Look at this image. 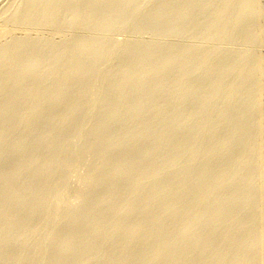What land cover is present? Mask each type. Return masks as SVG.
Masks as SVG:
<instances>
[{"label": "rangeland", "instance_id": "1", "mask_svg": "<svg viewBox=\"0 0 264 264\" xmlns=\"http://www.w3.org/2000/svg\"><path fill=\"white\" fill-rule=\"evenodd\" d=\"M48 1L0 0V36H2L0 37V62L4 60L3 62H1L2 64L0 63V108L2 109H0V135L2 134V140L0 139V171L12 168V166L21 158L24 160L25 164H28L32 156H37L39 157V160L44 163L45 161H47V158L52 159L56 155L55 159L57 157L58 158L56 160L52 159L54 160V164H56V161H60L61 163H67L69 160H71L68 162L69 164L67 163L68 167L66 166V168L63 169L65 170L64 172L62 169H56V172L59 171V174H56L58 176L60 175V177H63L60 181L61 184H59L63 185L62 183L64 179V182L67 186H59L58 184L56 185V187H54V193L52 189V191L50 192L51 194L48 193V195H43V198H45L46 201H49V206L47 205L44 209H41V213H38L37 215L39 219H37L36 217L33 220L34 222L31 223L33 224V227L36 226V228L39 227V225H42L40 231L44 230V232L39 231V233L33 235H36L35 237L29 235L28 237L26 234L25 236L22 234L25 230V226L27 225H25L24 227L23 224L16 226L17 228L12 231L13 233H10V237H13L15 241V247L14 250H12L13 254H10L11 256L7 254L6 256L5 254H0V264L2 262L9 261L13 255L19 252L20 248H25L27 245L28 247L26 248H29L30 246L33 247L34 244H37V242L39 244L38 246H41L43 250L46 249L45 247L48 246L45 250L46 253L44 254V251L42 250L43 253L42 251L39 252V254L37 253L36 255H34L33 258H31L28 263L47 264L49 262L50 250L60 244V242H63L62 239H59V236L61 237L62 231H64L65 228L67 229L68 217H70L72 213L75 212L77 209L83 210V208H86L88 206V203L86 202H89V199L91 198L84 195H80V192L84 190V193L86 194L88 191L96 187L95 182L87 184L84 183L85 174L88 173V170L95 163V160L97 159L95 157H97L98 153H100L101 150H107V147H109V145L114 144L115 142L117 144V142L120 141H122L120 143H123L124 146L120 144L115 148L116 150H108L109 161L111 163H114L118 161V159L122 156L127 157L128 160L131 161L132 165V169L129 172L130 178L138 175L141 172L140 169L142 168V165L144 166L145 171L148 169L150 171L148 170V172H144L145 178L143 183L139 185L140 187L138 185L128 184L127 178L122 179L121 183L119 184L121 185L123 182L122 186H124L125 190L128 191V193H130L133 188L134 192L132 190V194L126 193L124 195L117 196L114 198L113 202L107 203L98 208L97 214L99 213L98 216H100V218H103V216H106L108 214L107 212H109L112 204H120L123 201H127L128 204L129 201L130 203L135 204V208L132 209L130 212H127V210H120L119 212L112 215L113 217L110 216L106 218L104 224H102V228L104 230H102L103 232L107 233L110 229L109 227H111L113 223L120 219L123 221L125 216L128 217L129 220L133 219L132 221H135L136 219H138V217H142L143 215H149L148 210H144L139 206V203L142 198V196L140 195H143L142 193L144 191H148V189L157 190L158 188L160 189L163 184L166 185V183H171L175 187V189H180V193L176 190L178 194H176L175 197L171 198L172 202H174V204L178 206V208L177 210H175L177 213L175 212L174 214H172V216H167L168 218L166 217L167 219L165 220V222L168 223V225H166L167 228L164 229V232H161L162 234L159 233V236H162V239L160 238L161 240L172 238L176 242H187V240L190 239L189 235L179 234V231L181 230L179 224L180 222L184 221V216L188 213H192L193 210H197L198 212H200L201 209V212L205 213L206 211H208V215L205 218L206 223L207 220H209L216 214V210H218V207L220 206L221 208L223 207L222 209L226 213H224L223 216L220 217L221 220L219 219L221 227L219 226L217 229L215 228L216 231H211V233H207L206 236H209L211 234L216 237H222V234L224 233L223 230H225V228H233L232 230L228 231L227 235L225 236L228 242L227 240H225V246H220V249H223L222 247H225V253H230V250L233 253V247L235 245V242L233 241H244V245L247 246H243L244 248L241 247L242 250L244 249V252L240 257H238L239 259L241 258L240 260H242L241 262H243L241 264H246V262L247 264H264V247H262V245L264 246V213H262L264 211V193H262L264 192V5H262L264 4V0ZM28 27L30 29H28ZM66 27H68V29ZM5 32L7 35L3 34ZM72 50H74V52ZM38 52L40 56H38ZM74 54L76 56H73ZM40 66L41 68H39ZM57 70L58 72L56 73ZM124 73L127 74L125 75ZM10 74L11 76L9 77ZM12 74H14V76ZM55 76L59 78L57 79ZM38 86H40L41 88ZM42 86L44 87L42 88ZM4 89H6V91ZM15 93L16 95L13 96ZM41 93H43V95ZM50 94L52 95L49 96ZM61 95L63 98L61 97ZM34 105H36L37 107H34ZM40 105H42V108H39ZM25 108H29L28 111ZM56 114L58 117L56 116ZM255 116L257 118H255ZM32 119L34 122L32 121ZM40 124L42 126H40ZM76 125L77 127H75ZM69 131L71 132V134H69ZM33 132L35 133V135ZM16 134L18 137L16 136ZM146 134L148 136H146ZM127 140L128 142L126 144ZM66 141L67 143L65 144ZM4 142H6L7 144H4ZM36 142H38L37 146L36 144L34 146V143ZM1 143H3V145ZM18 147L20 150L18 149ZM62 147H64L65 150ZM8 152H10L11 155ZM70 154L73 157L69 156ZM61 155L65 157H62ZM239 158H241V161L239 160ZM1 159L3 160L1 161ZM165 159L168 161H166ZM167 162H170L171 165ZM192 163L196 166V168ZM40 165L36 166L37 169L41 168L42 165ZM201 168H208L207 170H209L211 174V177L208 176L205 177V179L203 177L199 179L200 181H203V184H201L202 182H199V180L197 181L198 174H200L202 170ZM216 169L219 171H217ZM80 171L81 174L83 173L82 175L80 174ZM158 171H160V173ZM28 172H30V174ZM34 172H36V168L34 169V171L24 170L23 176L25 177V179H31L33 177L32 174H34ZM65 173L67 176L65 175ZM217 173H222L223 177L220 176L219 179L216 178V175H218ZM156 174L159 176L158 178L156 177ZM195 175L196 178H194ZM228 175L230 176L228 177ZM147 178L153 180V184H151L149 182L150 180H148ZM214 178L216 179V181L218 180L222 183H220L222 188L216 189L209 195L204 194L206 197L205 200L208 199V202H206H212L210 206L207 205L205 201L202 204L196 203L189 197V192L186 188H178L180 187L179 181L185 182L186 180H188V182H186L191 183L189 184V190H193L199 188L200 185L208 184V182L213 184V181L215 180ZM65 180L69 182L67 183ZM145 180H147L146 183L148 182L146 185ZM253 181L255 183H253ZM126 182L127 184L125 185ZM194 182L199 183L196 185V183ZM11 184L13 188H17L19 187V184L21 186V180L15 179L12 181ZM38 184L42 185V182ZM38 184L35 186L39 188L40 186ZM7 187L8 186L5 181L1 182L0 193L4 192ZM138 188H140V191H137V194L136 190H138ZM259 188L262 190H260ZM182 189H185L186 192L182 193ZM105 190H107V185H102L100 187L101 193L99 196H101L105 192ZM67 193L68 195H66ZM55 194H57V197L55 196ZM37 197L38 196L33 197V199H39V197L41 198L42 195H39L38 198ZM50 197L53 201L50 200ZM59 197L61 199H65L60 200ZM0 198H2L0 199V202H2L3 197L1 195ZM209 198H211L212 200ZM169 200V197L156 198L153 204L158 206V204L162 205ZM62 201L63 203H61ZM237 201L239 202L237 203ZM214 202H216L217 204H214ZM27 205L29 206L30 202ZM55 208L58 211L54 210ZM48 210H50V212ZM189 210L190 212H188ZM56 211L59 214L62 213L60 214L61 216L58 213L55 216L54 213ZM226 211L231 212L229 214ZM104 212L106 213L104 214ZM7 214H9V212L6 213V216H8ZM64 214H66V217ZM136 214L138 216H136ZM40 215L44 216H42L44 220L40 219L42 218L40 217ZM189 215L191 214H188V216ZM54 216L56 218H54ZM189 217L194 216L191 215ZM38 220L41 222H39ZM46 221L48 222V224L46 223ZM32 224L30 225L32 226ZM62 224H64V226ZM236 224L239 226H242L243 224L245 225L240 228L239 226L237 227ZM172 225H174V227ZM178 225L180 228L179 230L175 228ZM52 226L54 228H52ZM78 226H80V230L86 229L88 227L87 225L81 222L77 224V230H79ZM89 226L91 227V225ZM47 230L48 233L46 232ZM172 230L174 231L172 232ZM175 230H177L178 235L176 234L177 232H175ZM102 231L99 234H92L93 237H90V239L93 238V240L91 239L92 241L98 243V246L97 248L90 247L88 249V252H86L88 257L86 259H89L88 261L92 259V262H88L86 260L83 264H110V260L105 254H107L109 252L108 250L112 248H110V244L107 241H109L110 238H112V240H119L121 238V233L117 231L113 235H111L112 237L110 236V238H108L109 236H107L106 233L105 235L107 237L104 236L102 234ZM1 233L0 236L3 235V232ZM142 234L143 233L137 234V237L135 236L132 240L134 250L128 252L126 255L123 254V257L127 261L133 262L137 259L136 254L141 253V251L138 250L141 248V246V250L143 251V253L149 252L154 249L161 241L158 240L159 236H156L157 239L155 237H152L149 239V241L147 240L146 242H144V234ZM48 235L51 236L49 237ZM55 235L58 238H56ZM180 236L186 237L184 238ZM47 237L51 239L50 242ZM52 238L54 239L52 240ZM103 239L105 242L102 241ZM156 240H158V242ZM101 244L107 247L105 248L104 246L103 248ZM92 249L94 250V254H96L95 256L94 254H90L92 253ZM198 249L199 248H197V250ZM76 251V249H74V251L72 252L69 251L67 253V257H65L68 258V256L70 257L71 255V257H74L78 253ZM189 252L190 250L188 248H186V250L184 251L185 254H188ZM97 256H101L102 258H98ZM104 256H106V259L104 258ZM93 258H95L96 260H93ZM207 259L209 262H211V264H228V261L226 260L228 259V257L220 258V252L217 251L209 255ZM32 260H35V262ZM163 261L165 262V260ZM18 263H16L15 261L11 262V264Z\"/></svg>", "mask_w": 264, "mask_h": 264}, {"label": "bare ground", "instance_id": "2", "mask_svg": "<svg viewBox=\"0 0 264 264\" xmlns=\"http://www.w3.org/2000/svg\"><path fill=\"white\" fill-rule=\"evenodd\" d=\"M48 1V0H47ZM53 1V0H52ZM56 1V0H55ZM79 1V0H78ZM137 1V0H136ZM250 1V0H249ZM43 2V1H42ZM54 2V1H53ZM52 2V3H53ZM59 2V1H58ZM69 2V1H68ZM87 2V1H86ZM143 2V1H142ZM185 2V1H184ZM230 2H232V1H230ZM244 2V1H243ZM248 2V1H247ZM260 2V1H259ZM48 3H49V1H48ZM154 3V2H153ZM173 3V2H172ZM200 3V2H199ZM238 3V2H237ZM59 4V3H58ZM148 4V3H147ZM228 4V3H227ZM260 4H262V3H260ZM259 4V5H260ZM48 5V4H47ZM61 5V4H60ZM87 5V4H86ZM242 5V4H241ZM262 5H264V4H262ZM30 6V5H29ZM34 6V5H33ZM53 6V5H52ZM57 6H59V5H57ZM109 6V5H108ZM202 6V5H201ZM12 7V6H11ZM73 7V6H72ZM95 7V6H94ZM112 7V6H111ZM129 7V6H128ZM167 7V6H166ZM204 7V6H203ZM260 7V6H259ZM4 8V7H3ZM54 8V7H53ZM65 8V7H64ZM63 8V9H64ZM228 8V7H227ZM232 8V7H231ZM236 8V7H235ZM245 8V7H244ZM262 8V7H261ZM49 9V8H48ZM110 9V8H109ZM109 9H107V10H109ZM138 9V8H137ZM144 9V8H143ZM160 9V8H159ZM168 9V8H167ZM171 9V8H170ZM208 9H209V7H208ZM233 9V8H232ZM237 9V8H236ZM62 10V9H61ZM66 10V9H65ZM88 10V9H87ZM112 10H115V9H112ZM163 10V9H162ZM197 10V9H196ZM212 10V9H211ZM60 11V10H59ZM67 11V10H66ZM70 11V10H69ZM170 11V10H169ZM175 11V10H174ZM182 11V10H181ZM261 11V10H260ZM56 12V11H55ZM207 12V11H206ZM224 12H225V10H224ZM237 12H238V10H237ZM246 12V11H245ZM252 12V11H251ZM11 13V12H10ZM43 13V12H42ZM53 13H54V11H53ZM72 13H73V11H72ZM121 13V12H120ZM139 13V12H138ZM154 13V12H153ZM194 13V12H193ZM82 14V13H81ZM97 14V13H96ZM123 14V13H122ZM131 14V13H130ZM152 14V13H151ZM184 14V13H183ZM213 14V13H212ZM237 14V13H236ZM244 14H246V13H244ZM3 15V14H2ZM8 15V14H7ZM6 15V16H7ZM9 15H12V14H9ZM51 15V14H50ZM54 15V14H53ZM59 15V14H58ZM72 15V14H71ZM101 15V14H100ZM125 15V14H124ZM256 15V14H255ZM188 16H190V15H188ZM194 16V15H193ZM213 16V15H212ZM257 16V15H256ZM262 16V15H261ZM42 17V16H41ZM58 17V16H57ZM61 17V16H60ZM159 17V16H158ZM203 17H204V15H203ZM108 18V17H107ZM120 18V17H119ZM231 18V17H230ZM243 18V17H242ZM259 18V17H258ZM7 19V18H6ZM13 19V18H12ZM36 19V18H35ZM61 19V18H60ZM66 19V18H65ZM153 19V18H152ZM205 19V18H204ZM238 19H239V17H238ZM37 20H38V18H37ZM37 20H35V21H37ZM56 20V19H55ZM67 20V19H66ZM69 20V19H68ZM170 20V19H169ZM243 20V19H242ZM254 20V19H253ZM261 20V19H260ZM11 21V20H10ZM57 21V20H56ZM70 21V20H69ZM72 21V20H71ZM78 21V20H77ZM76 21V22H77ZM97 21V20H96ZM126 21V20H125ZM149 21V20H148ZM13 22V21H12ZM73 22V21H72ZM113 22V21H112ZM123 22V21H122ZM155 22H156V20H155ZM5 23V22H4ZM22 23V22H21ZM20 23V24H21ZM24 23H26V22H24ZM41 23V22H40ZM106 23V22H105ZM251 23V22H250ZM9 24V23H8ZM11 24H13V23H11ZM57 24V23H56ZM67 24V23H66ZM98 24V23H97ZM110 24V23H109ZM132 24V23H131ZM167 24V23H166ZM6 25V24H5ZM76 25V24H75ZM82 25V24H81ZM227 25V24H226ZM241 25V24H240ZM247 25V24H246ZM20 26V25H19ZM37 26V25H36ZM39 26H40V24H39ZM63 26V25H62ZM208 26V25H207ZM248 26V25H247ZM30 27V26H29ZM28 27V29H30ZM21 28V27H20ZM39 28V27H38ZM67 29H68V27H66ZM75 28V27H74ZM242 28V27H241ZM2 29V28H1ZM17 29V28H16ZM98 29V28H97ZM146 29V28H145ZM198 29V28H197ZM203 29H205V28H203ZM226 29V28H225ZM4 30V29H3ZM43 30V29H42ZM77 30V29H76ZM79 30V29H78ZM115 30V29H114ZM118 30V29H117ZM176 30V29H175ZM202 30V29H201ZM214 30V29H213ZM236 30V29H235ZM241 30V29H240ZM259 30V29H258ZM264 30V29H263ZM21 31V30H20ZM46 31V30H45ZM57 31V30H56ZM62 31V30H61ZM68 31V30H67ZM94 31V30H93ZM150 31V30H149ZM183 31V30H182ZM186 31V30H185ZM12 32V31H11ZM119 32V31H118ZM175 32V31H174ZM2 33V32H1ZM14 33V32H13ZM92 33V32H91ZM3 34H6V32L5 33H3ZM51 34V33H50ZM49 34V35H50ZM84 34V33H83ZM94 34V33H93ZM148 34V33H147ZM174 34V33H173ZM261 34V33H260ZM7 35V34H6ZM19 35V34H18ZM48 35V36H49ZM170 35V34H169ZM202 35V34H201ZM204 35V34H203ZM13 36V35H12ZM111 36V35H110ZM150 36H151V34H150ZM0 37H2V36H0ZM45 37V36H44ZM128 37V36H127ZM167 37V36H166ZM185 37V36H184ZM80 38V37H79ZM109 38V37H108ZM223 38V37H222ZM227 38V37H226ZM263 38V37H262ZM39 39H41V38H39ZM111 39V38H110ZM132 39V38H131ZM259 39V38H258ZM10 40V39H9ZM8 40V41H9ZM32 40V39H31ZM34 40V39H33ZM36 40V39H35ZM58 40V39H57ZM66 40V39H65ZM107 40V39H106ZM148 40V39H147ZM250 40V39H249ZM14 41H15V39H14ZM20 42V41H19ZM22 42V41H21ZM28 42V41H27ZM36 42V41H35ZM53 42V41H52ZM56 42V41H55ZM86 42V41H85ZM105 42H107V41H105ZM38 43V42H37ZM66 43V42H65ZM82 43V42H81ZM92 43V42H91ZM97 43V42H96ZM20 44V43H19ZM27 44V43H26ZM54 44V43H53ZM172 44V43H171ZM211 44V43H210ZM229 44V43H228ZM9 45V44H8ZM13 45V44H12ZM24 45V44H23ZM58 45V44H57ZM68 45V44H67ZM71 45V44H70ZM75 45V44H74ZM162 45V44H161ZM217 45V44H216ZM15 46V45H14ZM55 46V45H54ZM72 46V45H71ZM94 46V45H93ZM109 46V45H108ZM141 46V45H140ZM236 46V45H235ZM13 47V46H12ZM31 47V46H30ZM97 47V46H96ZM146 47V46H145ZM148 47V46H147ZM163 47V46H162ZM223 47V46H222ZM5 48V47H4ZM22 48V47H21ZM33 48H35V47H33ZM44 48V47H43ZM94 48V47H93ZM124 48V47H123ZM251 48V47H250ZM19 49V48H18ZM32 49V48H31ZM40 49V48H39ZM125 49V48H124ZM240 49V48H239ZM9 50V49H8ZM13 50V49H12ZM38 50V49H37ZM88 50V49H87ZM130 50V49H129ZM174 50V49H173ZM16 51V50H15ZM18 51V50H17ZM67 51V50H66ZM71 51V50H70ZM73 52H74V50H72ZM85 51V50H84ZM94 51V50H93ZM231 51V50H230ZM251 51V50H250ZM61 52V51H60ZM63 52V51H62ZM103 52H104V50H103ZM135 52V51H134ZM18 53V52H17ZM23 53V52H22ZM28 53V52H27ZM171 53V52H170ZM215 53V52H214ZM33 54V53H32ZM37 54H39V52L37 53ZM72 54V53H71ZM84 54V53H83ZM61 55V54H60ZM141 55V54H140ZM174 55H176V54H174ZM219 55V54H218ZM38 56H40V54L38 55ZM45 56V55H44ZM63 56V55H62ZM73 56H76L75 54L73 55ZM80 56V55H79ZM94 56V55H93ZM36 57V56H35ZM85 57V56H84ZM87 57H89V56H87ZM149 57V56H148ZM157 57V56H156ZM202 57V56H201ZM218 57V56H217ZM251 57V56H250ZM249 57V58H250ZM29 58V57H28ZM32 58V57H31ZM40 58V57H39ZM62 58V57H61ZM74 58V57H73ZM116 58V57H115ZM4 59V58H3ZM2 59V60H3ZM16 59V58H15ZM212 59V58H211ZM214 59V58H213ZM229 59V58H228ZM262 59V58H261ZM14 60V59H13ZM57 60V59H56ZM55 60V61H56ZM129 60V59H128ZM209 60V59H208ZM4 61V60H3ZM3 61H1V62H3ZM11 61V60H10ZM16 61V60H15ZM18 61V60H17ZM50 61H51V59H50ZM75 61H77V60H75ZM96 61V60H95ZM152 61V60H151ZM194 61V60H193ZM201 61V60H200ZM205 61V60H204ZM257 61V60H256ZM0 62V63H1ZM34 62V61H33ZM86 62H88V61H86ZM94 62V61H93ZM104 62V61H103ZM107 62V61H106ZM180 62V61H179ZM23 63V62H22ZM21 63V64H22ZM208 63V62H207ZM231 63V62H230ZM257 63V62H256ZM2 64V63H1ZM0 64V65H1ZM4 64V63H3ZM181 64V63H180ZM227 64V63H226ZM40 65V64H39ZM105 65V64H104ZM238 65V64H237ZM31 66V65H30ZM43 66V65H42ZM89 66V65H88ZM95 66V65H94ZM115 66V65H114ZM130 66V65H129ZM1 67H3V66H1ZM5 67V66H4ZM21 67V66H20ZM29 67V66H28ZM66 67V66H65ZM137 67V66H136ZM241 67V66H240ZM263 67V66H262ZM10 68V67H9ZM14 68V67H13ZM39 68H41V66L39 67ZM90 68V67H89ZM114 68V67H113ZM210 68V67H209ZM6 69V68H5ZM4 69V70H5ZM71 69V68H70ZM78 69V68H77ZM86 69V68H85ZM107 69V68H106ZM14 70V69H13ZM35 70H36V68H35ZM55 70V69H54ZM53 70V71H54ZM61 70V69H60ZM226 70V69H225ZM261 70V69H260ZM11 71V70H10ZM49 71V70H48ZM51 71V70H50ZM70 71V70H69ZM88 71H89V69H88ZM174 71V70H173ZM18 72V71H17ZM25 72V71H24ZM28 72H30V71H28ZM58 72V70L56 71V73ZM139 72V71H138ZM208 72V71H207ZM240 72V71H239ZM238 72V73H239ZM7 73V72H6ZM21 73V72H20ZM19 73V74H20ZM55 73V72H54ZM53 73V74H54ZM70 73V72H69ZM79 73V72H78ZM106 73V72H105ZM115 73V72H114ZM128 73V72H127ZM126 73V74H127ZM233 73V72H232ZM252 73V72H251ZM261 73H263V72H261ZM14 74H15V72H14ZM14 74H12L13 76H14ZM52 74V75H53ZM62 74V73H61ZM64 74V73H63ZM82 74V73H81ZM125 74V73H124ZM125 74V75H126ZM141 74V73H140ZM161 74V73H160ZM8 75V74H7ZM6 75V76H7ZM22 75V74H21ZM45 75V74H44ZM51 75V74H50ZM58 75V74H57ZM72 75V74H71ZM75 75V74H74ZM89 75V74H88ZM113 75H115V74H113ZM219 75V74H218ZM235 75V74H234ZM11 76V74L9 75V77ZM12 76V77H13ZM18 76V75H17ZM42 76V75H41ZM65 76V75H64ZM63 76V77H64ZM66 76H67V74H66ZM91 76V75H90ZM193 76V75H192ZM246 76V75H245ZM248 76V75H247ZM260 76V75H259ZM11 77V78H12ZM16 77V76H15ZM14 77V78H15ZM43 77V76H42ZM46 77H48V76H46ZM56 77V76H55ZM81 77V76H80ZM115 77V76H114ZM184 77V76H183ZM187 77V76H186ZM201 77V76H200ZM10 78V79H11ZM18 78V77H17ZM44 78V77H43ZM43 78H41V79H43ZM57 78V77H56ZM59 78V77H58ZM57 78V79H58ZM62 78V77H61ZM72 78V77H71ZM77 78H78V75H77ZM116 78H118V77H116ZM24 79V78H23ZM40 79V80H41ZM250 79H252V78H250ZM37 80V79H36ZM53 80V79H52ZM51 80V81H52ZM56 80V79H55ZM67 80V79H66ZM98 80V79H97ZM189 80V79H188ZM261 80V79H260ZM1 81V80H0ZM50 81V82H51ZM114 81V80H113ZM148 81V80H147ZM228 81V80H227ZM233 81V80H232ZM262 81V80H261ZM49 82V81H48ZM54 82H56V81H54ZM59 82V81H58ZM71 82V81H70ZM195 82V81H194ZM237 82V81H236ZM60 83V82H59ZM72 83V82H71ZM89 83V82H88ZM100 83V82H99ZM116 83H118V82H116ZM179 83V82H178ZM254 83V82H253ZM260 83V82H259ZM153 84V83H152ZM211 84V83H210ZM235 84V83H234ZM36 85V84H35ZM49 85V84H48ZM47 85V86H48ZM95 85V84H94ZM143 85V84H142ZM261 85V84H260ZM2 86V85H1ZM8 86V85H7ZM10 86V85H9ZM46 86V85H45ZM51 86V85H50ZM54 86V85H53ZM99 86V85H98ZM224 86H225V84H224ZM224 86H222V87H224ZM3 87V86H2ZM36 87V86H35ZM38 87H40V86H38ZM44 86H42V88H43ZM68 87V86H67ZM67 87H65V88H67ZM70 87V86H69ZM90 87V86H89ZM145 87V86H144ZM193 87V86H192ZM227 87V86H226ZM1 88V87H0ZM5 88V87H4ZM20 88V87H19ZM33 88V87H32ZM41 88V87H40ZM50 88H52V87H50ZM54 88V87H53ZM58 88V87H57ZM163 88V87H162ZM251 88V87H250ZM264 88V87H263ZM6 89H7V87H6ZM6 89H4L5 91H6ZM8 89H10V88H8ZM14 89V88H13ZM89 89V88H88ZM3 90V89H2ZM39 90V89H38ZM48 90V89H47ZM50 90V89H49ZM143 90V89H142ZM262 90V89H261ZM1 91V90H0ZM41 91H43V90H41ZM87 91V90H86ZM89 91V90H88ZM247 91V90H246ZM2 92H4V91H2ZM13 92V91H12ZM15 92V91H14ZM60 92V91H59ZM58 92V93H59ZM63 92V91H62ZM94 92V91H93ZM25 93V92H24ZM44 93V92H43ZM43 93H41L42 95H43ZM110 93V92H109ZM130 93V92H129ZM137 93V92H136ZM259 93V92H258ZM30 94V93H29ZM55 94V93H54ZM63 94V93H62ZM65 94V93H64ZM87 94V93H86ZM85 94V95H86ZM97 94V93H96ZM127 94V93H126ZM183 94V93H182ZM221 94H222V92H221ZM4 95V94H3ZM10 95V94H9ZM8 95V96H9ZM13 95V94H12ZM16 95V93L13 95V96H15ZM22 95V94H21ZM52 94H50L49 96H51ZM58 95V94H57ZM98 95V94H97ZM152 95V94H151ZM156 95V94H155ZM229 95V94H228ZM263 95V94H262ZM25 96H26V94H25ZM34 96V95H33ZM47 96V95H46ZM55 96V95H54ZM84 96V95H83ZM100 96V95H99ZM102 96V95H101ZM122 96V95H121ZM129 96V95H128ZM143 96V95H142ZM16 97H18V96H16ZM15 97V98H16ZM44 97H45V95H44ZM48 97V96H47ZM58 97V96H57ZM61 97H62V95H61ZM73 97V96H72ZM10 98V97H9ZM12 98V97H11ZM21 98V97H20ZM23 98V97H22ZM33 98V97H32ZM60 98V97H59ZM63 98V97H62ZM84 98V97H83ZM95 98H97V97H95ZM132 98V97H131ZM144 98V97H143ZM157 98V97H156ZM180 98V97H179ZM199 98V97H198ZM253 98V97H252ZM14 99V98H13ZM12 99V100H13ZM25 99H26V97H25ZM24 99V100H25ZM55 99H57V98H55ZM105 99V98H104ZM116 99V98H115ZM127 99V98H126ZM135 99V98H134ZM11 100V99H10ZM15 100V99H14ZM35 100V99H34ZM53 100V99H52ZM64 100V99H63ZM62 100V101H63ZM66 100V99H65ZM77 100V99H76ZM120 100V99H119ZM157 100V99H156ZM19 101H20V99H19ZM59 101V100H58ZM84 101V100H83ZM86 101V100H85ZM90 101H91V99H90ZM112 101H114V100H112ZM141 101V100H140ZM155 101V100H154ZM225 101V100H224ZM12 102V101H11ZM27 102V101H26ZM48 102H49V100H48ZM54 102V101H53ZM52 102V103H53ZM57 102V101H56ZM60 102H61V100H60ZM74 102V101H73ZM96 102V101H95ZM108 102V101H107ZM111 102V101H110ZM136 102V101H135ZM142 102V101H141ZM13 103V102H12ZM24 103H25V101H24ZM32 103V102H31ZM75 103V102H74ZM93 103V102H92ZM101 103H103V102H101ZM115 103V102H114ZM140 103V102H139ZM185 103V102H184ZM201 103V102H200ZM9 104H10V102H9ZM34 104H35V102H34ZM58 104V103H57ZM73 104V103H72ZM96 104V103H95ZM121 104V103H120ZM130 104V103H129ZM164 104V103H163ZM175 104V103H174ZM230 104V103H229ZM239 104V103H238ZM28 105V104H27ZM29 105H30V103H29ZM44 105V104H43ZM111 105V104H110ZM187 105H189V104H187ZM210 105V104H209ZM2 106V105H1ZM14 106V105H13ZM12 106V107H13ZM36 105H34V107H35ZM42 105H40L39 106V108L41 107ZM53 106V105H52ZM59 106V105H58ZM73 106V105H72ZM91 106V105H90ZM113 106V105H112ZM197 106V105H196ZM10 107H11V105H10ZM24 107V106H23ZM30 107V106H29ZM37 107V106H36ZM57 107V106H56ZM86 107V106H85ZM111 107V106H110ZM156 107V106H155ZM169 107V106H168ZM250 107V106H249ZM42 108V107H41ZM47 108V107H46ZM55 108V107H54ZM93 108V107H92ZM97 108V107H96ZM104 108V107H103ZM138 108H139V106H138ZM170 108V107H169ZM1 109V108H0ZM13 109V108H12ZM18 109V108H17ZM25 109H27V111H28V109L29 108H25ZM117 109V108H116ZM129 109V108H128ZM179 109V108H178ZM2 110V109H1ZM43 110V109H42ZM53 110V109H52ZM68 110V109H67ZM107 110V109H106ZM130 110V109H129ZM140 110V109H139ZM213 110V109H212ZM231 110V109H230ZM257 110V109H256ZM255 110V111H256ZM14 111V110H13ZM46 111V110H45ZM61 111V110H60ZM75 111V110H74ZM92 111V110H91ZM149 111V110H148ZM203 111H204V109H203ZM19 112V111H18ZM31 112V111H30ZM67 112V111H66ZM181 112V111H180ZM233 112V111H232ZM241 112V111H240ZM260 112V111H259ZM3 113V112H2ZM9 113V112H8ZM16 113V112H15ZM25 113V112H24ZM29 113V112H28ZM27 113V114H28ZM54 113V112H53ZM69 113V112H68ZM91 113V112H90ZM132 113V112H131ZM192 113V112H191ZM227 113V112H226ZM234 113H235V111H234ZM19 114V113H18ZM72 114V113H71ZM124 114V113H123ZM168 114V113H167ZM189 114V113H188ZM260 114V113H259ZM26 115V114H25ZM67 115H69V114H67ZM90 115H92V114H90ZM114 115V114H113ZM223 115V114H222ZM245 115V114H244ZM45 116H46V114H45ZM56 116H57V114H56ZM111 116V115H110ZM199 116H200V114H199ZM207 116V115H206ZM230 116V115H229ZM236 116V115H235ZM258 116V115H257ZM25 117V116H24ZM27 117V116H26ZM42 117H44V116H42ZM58 117V116H57ZM78 117V116H77ZM134 117V116H133ZM135 117H136V115H135ZM178 117V116H177ZM213 117V116H212ZM249 117V116H248ZM259 117V116H258ZM20 118V117H19ZM60 118V117H59ZM66 118V117H65ZM72 118V117H71ZM200 118V117H199ZM209 118V117H208ZM254 118V117H253ZM255 118H257L256 116H255ZM254 118V119H255ZM263 118H264V115H263ZM44 119H46V118H44ZM50 119V118H49ZM81 119V118H80ZM125 119V118H124ZM224 119H225V117H224ZM3 120V119H2ZM25 120H28V119H25ZM25 120H24V122H25ZM56 120V119H55ZM54 120V121H55ZM68 120V119H67ZM83 120V119H82ZM150 120V119H149ZM248 120V119H247ZM13 121V120H12ZM32 121H33V119H32ZM38 121V120H37ZM59 121H60V119H59ZM193 121V120H192ZM191 121V122H192ZM232 121V120H231ZM235 121V120H234ZM233 121V122H234ZM34 122V121H33ZM32 122V123H33ZM50 122V121H49ZM53 122V121H52ZM93 122V121H92ZM171 122V121H170ZM22 123V122H21ZM63 123H64V121H63ZM71 123V122H70ZM126 123V122H125ZM137 123V122H136ZM172 123V122H171ZM201 123V122H200ZM246 123V122H245ZM28 124V123H27ZM34 124V123H33ZM80 124V123H79ZM132 124V123H131ZM196 124V123H195ZM234 124V123H233ZM24 125V124H23ZM26 125V124H25ZM44 125V124H43ZM64 125V124H63ZM78 125V124H77ZM77 125L75 126V127H77ZM84 125V124H83ZM95 125V124H94ZM219 125V124H218ZM249 125H250V123H249ZM9 126V125H8ZM34 126H36V125H34ZM40 126H42L41 124H40ZM169 126V125H168ZM258 126V125H257ZM6 127V126H5ZM20 127H21V125H20ZM23 127V126H22ZM156 127V126H155ZM154 127V128H155ZM197 127V126H196ZM201 127H203V126H201ZM241 127V126H240ZM253 127V126H252ZM26 128V127H25ZM31 128V127H30ZM40 128V127H39ZM49 128V127H48ZM47 128V129H48ZM56 128V127H55ZM71 128V127H70ZM95 128V127H94ZM98 128V127H97ZM191 128V127H190ZM229 128V127H228ZM231 128V127H230ZM46 129V130H47ZM51 129V128H50ZM73 129V128H72ZM79 129V128H78ZM87 129V128H86ZM144 129V128H143ZM192 129V128H191ZM190 129V130H191ZM236 129V128H235ZM21 130V129H20ZM31 130V129H30ZM34 130V129H33ZM56 130V129H55ZM129 130V129H128ZM167 130V129H166ZM184 130V129H183ZM197 130V129H196ZM208 130V129H207ZM213 130V129H212ZM7 131V130H6ZM19 131V130H18ZM22 131V130H21ZM176 131H178V130H176ZM201 131V130H200ZM258 131H260V130H258ZM35 132V131H34ZM33 132V133H34ZM40 132V131H39ZM48 132H50V131H48ZM70 132V131H69ZM75 132V131H74ZM123 132V131H122ZM170 132V131H169ZM185 132V131H184ZM222 132V131H221ZM246 132V131H245ZM15 133V132H14ZM17 133V132H16ZM22 133V132H21ZM25 133V132H24ZM36 133H38V132H36ZM63 133V132H62ZM78 133V132H77ZM112 133V132H111ZM128 133V132H127ZM176 133V132H175ZM232 133V132H231ZM235 133H237V132H235ZM4 134V133H3ZM27 134H29V133H27ZM40 134V133H39ZM53 134V133H52ZM69 134H71V132L69 133ZM169 134V133H168ZM173 134V133H172ZM185 134V133H184ZM187 134V133H186ZM207 134V133H206ZM205 134V135H206ZM216 134V133H215ZM24 135V134H23ZM34 135H35V133H34ZM61 135V134H60ZM98 135V134H97ZM123 135V134H122ZM125 135V134H124ZM156 135V134H155ZM200 135V134H199ZM208 135V134H207ZM223 135V134H222ZM256 135V134H255ZM13 136V135H12ZM16 136H17V134H16ZM20 136V135H19ZM25 136V135H24ZM23 136V137H24ZM29 136V135H28ZM53 136V135H52ZM72 136V135H71ZM146 136H148L147 134H146ZM175 136V135H174ZM189 136V135H188ZM204 136V135H203ZM260 136V135H259ZM18 137V136H17ZM22 137V136H21ZM80 137V136H79ZM215 137V136H214ZM2 138V134L0 135V139ZM64 138V137H63ZM86 138H87V136H86ZM92 138V137H91ZM141 138V137H140ZM156 138V137H155ZM165 138V137H164ZM207 138V137H206ZM20 139V138H19ZM28 139H30V138H28ZM107 139V138H106ZM121 139H123V138H121ZM153 139V138H152ZM174 139V138H173ZM193 139V138H192ZM204 139V138H203ZM214 139V138H213ZM220 139V138H219ZM2 140V139H1ZM21 140V139H20ZM23 140V139H22ZM32 140V139H31ZM79 140V139H78ZM126 140V139H125ZM141 140V139H140ZM180 140V139H179ZM199 140V139H198ZM223 140V139H222ZM248 140H249V138H248ZM86 141V140H85ZM105 141V140H104ZM131 141H132V139H131ZM238 141V140H237ZM7 142V141H6ZM6 142H4V144L6 143ZM15 142V141H14ZM13 142V143H14ZM29 142V141H28ZM60 142V141H59ZM82 142V141H81ZM89 142V141H88ZM106 142H107V140H106ZM120 142H122V141H120ZM120 142H117V144H116V142L114 143V144H116V145H114V144H111V145H109V147H107V150H101V152L100 153H98V155H97V157H95V158H97L96 160H95V163L91 166V168L88 170V173L87 174H85V179H84V183H91V182H95L96 183V187L95 188H93V189H91L90 191H88L86 194L84 193V190L82 191V192H80V195H84V196H87V197H89V198H91V199H89V202H86V203H88V206L86 207V208H83V210H76L75 212H73L72 213V215L70 216V217H68V219H67V224H68V226H67V229L65 228V230L64 231H62V234H61V237L59 236V239H62V241L63 242H60V244H58V243H56V244H58L57 246H55L54 248H52L51 250H50V259H49V262L47 263V264H83L84 263V261H88L89 259H86L87 257H88V255L86 254V252H88V249L90 248V247H94V248H97V246H98V243H95L94 241H92L93 240V238H91L90 239V237L92 236L93 237V235L92 234H99L102 230H103V226H102V224H104V222H105V220H106V218H108V217H110V216H112V215H114L115 213H117V212H119L120 210H127V212H130L132 209H134L135 208V204H132V203H130V201H129V204L127 203V201H123V202H121L120 204H112V206H111V208H110V210H109V212H107L108 214L106 215V216H103V218H100V216H98V214H97V210H98V208H100L101 206H103V205H105V204H107V203H110V202H113V200H114V198L115 197H117V196H120V195H124V194H126V193H128V191H126L125 190V188H124V186H122V184H123V182H122V184L120 185L119 183H121V181H122V179H124V178H127L128 179V184H133V185H141L142 183H143V181H144V172H148V170H146L145 171V168H144V166L142 165V168L140 169V173L138 174V175H136V176H134V177H129V172L131 171V169H132V165H131V161L130 160H128V158L127 157H125V156H122V157H120L119 159H118V161H116V162H114V163H111L110 161H109V152H108V150L109 151H111V149L113 150V149H115L117 146H119L120 144H122L123 145V143H120ZM127 142H128V140L126 141V144H127ZM140 142V141H139ZM150 142V141H149ZM188 142H189V140H188ZM243 142V141H242ZM263 142V141H262ZM16 143V142H15ZM24 143V142H23ZM37 143L38 142H36V143H34V146H35V144H36V146H37ZM39 143H42V142H39ZM61 143V142H60ZM67 143V141L65 142V144ZM80 143V142H79ZM167 143V142H166ZM213 143V142H212ZM215 143V142H214ZM223 143H225V142H223ZM228 143V142H227ZM236 143V142H235ZM2 145H3V143H1ZM7 144V143H6ZM55 144V143H54ZM84 144V143H83ZM106 144H108V143H106ZM110 144V143H109ZM184 144V143H183ZM188 144V143H187ZM211 144V143H210ZM238 144V143H237ZM15 145V144H14ZM61 145V144H60ZM75 145V144H74ZM181 145V144H180ZM186 145V144H185ZM201 145H202V142H201ZM219 145V144H218ZM230 145V144H229ZM233 145H234V143H233ZM250 145V144H249ZM5 146V145H4ZM9 146V145H8ZM11 146V145H10ZM16 146V145H15ZM39 146V145H38ZM72 146V145H71ZM94 146V145H93ZM124 146V145H123ZM135 146V145H134ZM147 146V145H146ZM154 146V145H153ZM252 146V145H251ZM263 146V145H262ZM20 147V146H19ZM19 147H18V149H19ZM184 147V146H183ZM221 147V146H220ZM246 147V146H245ZM42 148V147H41ZM60 148V147H59ZM58 148V149H59ZM62 148H64V147H62ZM61 148V149H62ZM101 148V147H100ZM138 148V147H137ZM192 148V147H191ZM199 148V147H198ZM249 148V147H248ZM53 149V148H52ZM67 149V148H66ZM73 149V148H72ZM143 149V148H142ZM214 149V148H213ZM232 149V148H231ZM20 150V149H19ZM24 150V149H23ZM39 150V149H38ZM64 150H65V148H64ZM116 150V149H115ZM193 150V149H192ZM215 150H217V149H215ZM220 150V149H219ZM259 150V149H258ZM8 151V150H7ZM40 151V150H39ZM49 151H50V149H49ZM54 151H57V150H54ZM71 151V150H70ZM128 151V150H127ZM176 151V150H175ZM214 151V150H213ZM234 151V150H233ZM11 152V151H10ZM10 152H8V153H10ZM67 152V151H66ZM73 152V151H72ZM76 152V151H75ZM173 152V151H172ZM215 152V151H214ZM246 152V151H245ZM258 152V151H257ZM61 153V152H60ZM92 153V152H91ZM96 153H97V150H96ZM120 153V152H119ZM118 153V154H119ZM179 153V152H178ZM203 153V152H202ZM260 153V152H259ZM263 153V152H262ZM5 154H7V153H5ZM24 154V153H23ZM35 154H36V151H35ZM34 154V155H35ZM54 154V153H53ZM174 154V153H173ZM188 154V153H187ZM191 154V153H190ZM198 154V153H197ZM216 154V153H215ZM240 154V153H239ZM244 154V153H243ZM2 155H3V152H2ZM10 155H11V153H10ZM67 155H68V153H67ZM75 155V154H74ZM77 155V154H76ZM130 155V154H129ZM226 155V154H225ZM62 156V155H61ZM69 156H72L71 154L69 155ZM78 156V155H77ZM120 156V155H119ZM150 156V155H149ZM220 156V155H219ZM5 157V156H4ZM23 157V156H22ZM53 157V156H52ZM55 157H56V155L54 156V158H52V159H54V160H56L55 159ZM62 157H65V156H62ZM67 157V156H66ZM73 157V156H72ZM174 157V156H173ZM175 157H176V155H175ZM205 157V156H204ZM207 157V156H206ZM224 157V156H223ZM233 157V156H232ZM246 157V156H245ZM262 157V156H261ZM44 158V157H43ZM135 158V157H134ZM172 158V157H171ZM179 158V157H178ZM187 158V157H186ZM185 158V159H186ZM190 158V157H189ZM192 158V157H191ZM226 158V157H225ZM230 158V157H229ZM4 159V158H3ZM3 159H1V161L3 160ZM26 159V158H25ZM52 159H49V158H47V161H45L44 163L43 162H41L40 160H39V157H37V156H32V158L29 160V162H28V164H25V162H24V160L21 158L20 160H18L13 166H12V168H9L8 170H1L0 171V183L1 182H6V184H7V189L4 191V192H1L0 193V195L3 197V201L2 202H0V231L1 232H3V235L2 236H0V254H5V256H6V254L7 255H12L13 254V251L12 250H14V244H15V241H14V239H13V237H10V233H13L12 231L15 229V228H17L16 226H18V225H22L23 224V227L25 226V225H27V226H25V230H24V232L22 233L24 236H25V234L28 236H33L34 234H36V233H39V231L41 230V226L42 225H39V227H37L36 228V226L35 227H33V224L31 223V222H34L33 220L37 217V215H38V213L40 214L41 212V209H44L45 208V206H47L49 203V201L47 200L46 201V199L45 198H43V195H48V193H50L51 191H52V189H53V193H54V187H56V185H58L59 183H60V181L62 180V176L60 177V175L58 176L56 173H58V172H56L57 170L56 169H65L66 168V166L68 167V162L69 161H71V160H69L67 163L65 162V163H61L60 161V163L59 162H57L56 161V164H54V160H52ZM62 159V158H61ZM60 159V160H61ZM74 159H75V157H74ZM79 159V158H78ZM167 159V158H166ZM165 159V160H166ZM174 159V158H173ZM172 159V160H173ZM214 159V158H213ZM219 159V158H218ZM241 158H239V160H240ZM15 160V159H14ZM68 160V159H67ZM66 160V161H67ZM220 160V159H219ZM229 160V159H228ZM85 161V160H84ZM87 161V160H86ZM159 161V160H158ZM166 161H168V160H166ZM166 161H163V162H166ZM238 161V160H237ZM241 161V160H240ZM253 161V160H252ZM230 162V161H229ZM247 162V161H246ZM58 163V164H57ZM168 164H170V162H167ZM179 163V162H178ZM238 163V162H237ZM243 163V162H242ZM42 166H41V165ZM78 164V163H77ZM159 164H160V162H159ZM174 164V163H173ZM177 164V163H176ZM191 164V163H190ZM193 164V163H192ZM220 164V163H219ZM223 164V163H222ZM37 165H40L41 166V168H39V169H37ZM73 165V164H72ZM90 165V164H89ZM155 165V164H154ZM171 165V164H170ZM194 165V164H193ZM71 166V165H70ZM77 166V165H76ZM146 166V165H145ZM156 166V165H155ZM195 166V165H194ZM231 166V165H230ZM245 166V165H244ZM10 167V166H9ZM185 167V166H184ZM36 168V172H34V174H32L33 175V177L31 178V179H25V177L23 176V174H24V170H28V171H30V170H32V171H34V169ZM72 168H73V166H72ZM195 168H196V166H195ZM224 168V167H223ZM232 168V167H231ZM247 168V167H246ZM2 169V168H1ZM68 169V168H67ZM70 169V168H69ZM75 169V168H74ZM74 169H71V170H74ZM154 169V168H153ZM152 169V170H153ZM166 169H168V168H166ZM187 169V168H186ZM202 169V168H201ZM208 169V168H207ZM207 169H202L201 170V172H200V174H198V178H197V181L200 179V178H204L205 179V177H211V174H210V172H209V170H207ZM215 169V168H214ZM219 169V168H218ZM242 169V168H241ZM217 170V169H216ZM65 170H63V172H64ZM150 171V170H149ZM217 171H219V170H217ZM250 171V170H249ZM62 172V171H61ZM159 173H160V171H158ZM225 172V171H224ZM29 174H30V172H28ZM84 173H86V172H84ZM162 173V172H161ZM186 173V172H185ZM231 173V172H230ZM59 174V173H58ZM80 174H81V171H80ZM83 174V173H82ZM81 174V175H82ZM152 174V173H151ZM218 174V173H217ZM226 174V173H225ZM228 174V173H227ZM64 175V174H63ZM65 175H66V173H65ZM64 175V176H65ZM157 175V174H156ZM216 175V174H215ZM255 175V174H254ZM26 176V175H25ZM29 176V175H28ZM67 176V175H66ZM68 176H69V173H68ZM84 176V175H83ZM165 176V175H164ZM223 177L222 176V173H219L218 175H216V178H218L219 179V177ZM230 175H228V177H229ZM5 177H6V180H5ZM30 177V176H29ZM82 177V176H81ZM157 178L159 177L158 175L156 176ZM156 177H154V178H156ZM182 177V176H181ZM181 177H178V178H181ZM213 177H215V176H213ZM259 177V176H258ZM260 177H261V175H260ZM66 178V177H65ZM72 178V177H71ZM177 178V179H178ZM194 178H196V175L194 176ZM15 179H19V180H21V186H20V184H19V187H17V188H13L11 185V183H12V181L13 180H15ZM83 179V178H82ZM148 179V178H147ZM207 179V178H206ZM215 179V178H214ZM248 179V178H247ZM250 179V178H249ZM252 179V178H251ZM148 180H150L149 182L151 183V184H153V180H151V179H148ZM155 180V179H154ZM66 181V180H65ZM146 181L147 180H145V185L148 183H146ZM187 182H188V180H186ZM182 182V181H179V184H180V187H178V188H182V187H184V188H186L187 189V191L189 192V197L192 199V200H194L196 203H198V204H202V203H204V201H205V203H207L208 201V199L207 200H205V195L206 194H210V193H212V192H214L216 189H218V188H222L221 187V182H219L218 180L216 181V179L213 181L214 183L213 184H211L210 182H208V184H206V185H200V187L199 188H196V189H191V190H189V184H191V183H187V182ZM216 181V182H215ZM251 181V180H250ZM255 181V180H254ZM253 181V183H255ZM40 182H42V185H40V184H38V183H40ZM67 182V181H66ZM69 182V181H68ZM67 182V183H68ZM199 182H202L201 184H203V181H200L199 180ZM199 182H194V183H196V185L199 183ZM65 182H64V179H63V185H60L59 184V186H67L66 185V183L64 184ZM221 183V184H220ZM249 183V182H248ZM248 183H246V184H248ZM251 183V182H250ZM39 185L40 187L38 188L37 186H35V185ZM127 184V182L125 183V185ZM193 184V183H192ZM205 184V183H204ZM226 184V183H225ZM241 184V183H240ZM5 185V184H4ZM102 185H107V190H105V192L101 195V196H99L100 195V187L102 186ZM120 185V186H119ZM164 185V184H163ZM162 185V187H160V189L158 188L157 190L156 189H154V190H149L148 189V191H144L142 194L143 195H140V196H142V198H141V201H140V203H139V206H140V208H142V209H144V210H148L149 211V215H143L142 217H138V219H136L135 221H132V220H129V218L128 217H126L125 216V218L123 219V221L121 220V222H120V220H118V221H116L115 223H113V225L111 226V227H109L110 229L108 230V232L106 233V232H103L102 234L104 235V236H106L105 235V233L107 234V236H109L108 238H110V236L111 235H113L115 232H120L121 233V238L119 239V240H112V238H110V240L109 241H107V242H109V244H110V248H112V249H110V250H108L109 252L107 253V254H105L106 256H107V258L110 260V264H211V262H209L208 261V259H207V257H209V255H211V254H213V252H220V258H227L228 257V259H226L227 261H228V264H241V263H243V262H241L242 260H240L238 257H240L242 254H243V250H242V248L241 247H243V246H247V245H244V241L243 242H240V241H236L235 239V241H233V242H235V245H234V251H233V253L231 252V250H230V253H228L227 251V253H225V247H222L223 249H220V246H225V244H224V242H225V240H227V238L225 237L226 235H227V232L228 231H230V230H232L230 227H228V228H225V230H223L224 231V235L222 234V237H216V236H214V235H209V236H206L207 235V233H211V231H216V229L220 226L221 227V223H220V220H221V218L220 217H222L223 216V214L225 213V211L219 206L218 207V210H216L217 212H216V214L213 216V217H211L209 220H207V222L205 223V218L207 217V215H208V211H206V213L205 212H201V209H200V212H198L197 210H193L192 211V213H188V214H191V215H193L194 217H189V216H191V215H189L188 216V214H186L184 217H185V219H184V221L183 222H180V227H181V230L179 231L180 233L179 234H185V235H189V237H190V239H188L187 240V242H184V243H180V242H176L175 240H173L172 238H168V239H165V240H161L162 238V236H159V233H163L164 232V229L165 228H167V226L166 225H168V223H166L165 222V220L168 218L167 216H172V214H174L176 211L175 210H177V208H178V206H176L175 204H174V202H172V200H171V198L172 197H175V195L176 194H178V192L180 193V189L178 190V189H175V187L170 183V184H168V183H166V185H164L163 186ZM252 185V184H251ZM220 186V187H219ZM248 186V185H247ZM246 186V187H247ZM259 186V185H258ZM140 187V186H139ZM196 187V186H195ZM256 187V186H255ZM63 188V187H62ZM243 188V187H242ZM65 189V188H64ZM63 189V190H64ZM128 189V188H127ZM140 188H138V190H136V192L138 191H140L139 190ZM142 189V188H141ZM245 189V188H244ZM255 189V188H254ZM260 189V188H259ZM262 189H263V187H262ZM262 189H260V190H262ZM133 190V192H134V188L132 189ZM131 190V191H132ZM178 192H177V191ZM222 190V189H221ZM256 190V189H255ZM65 191V190H64ZM130 191V193H128V194H132V192ZM138 192H137V194H138ZM181 192L183 193V192H186V190L185 189H182L181 190ZM218 192V191H217ZM234 192V191H233ZM240 192V191H239ZM258 192V191H257ZM262 193H264V192H262ZM51 194V193H50ZM61 194V193H60ZM59 194V195H60ZM64 194H65V192H64ZM205 194V195H204ZM250 194V193H249ZM39 195L41 196L42 195V197L40 198L39 197ZM57 194H55V196H56ZM66 195H68V193L66 194ZM221 195V194H220ZM234 195V194H233ZM236 195V194H235ZM256 195V194H255ZM36 196H38L39 197V199H33V197H36ZM127 196V195H126ZM223 196V195H222ZM239 196V195H238ZM257 196V195H256ZM37 197V198H38ZM54 197V196H53ZM57 197V196H56ZM56 197H55V200H56ZM65 197V196H64ZM67 197V196H66ZM78 197V196H77ZM164 198V197H169L170 198V200L169 201H167L166 203H164V204H162V205H160V204H158V206H156V205H154L153 203H154V200L156 199V198ZM177 197V196H176ZM208 197V196H207ZM217 197V196H216ZM220 197V196H219ZM245 197V196H244ZM253 197V196H252ZM60 198V197H59ZM68 198V197H67ZM92 198H94V199H92ZM218 198V197H217ZM216 198V199H217ZM236 198V197H235ZM258 198V197H257ZM263 198V197H262ZM0 199H2V198H0ZM54 199V198H53ZM65 199V198H64ZM64 199H61L60 198V200H64ZM178 199V198H177ZM176 199V200H177ZM209 199H211V198H209ZM245 199V198H244ZM255 199V198H254ZM261 199V198H260ZM32 200H34V201H32ZM50 200H52L51 199V197H50ZM59 200V199H58ZM79 200V199H78ZM128 200V199H127ZM190 200V199H189ZM212 200V199H211ZM236 200V199H235ZM53 201V200H52ZM136 201V200H135ZM207 201V202H206ZM220 201H221V198H220ZM227 201V200H226ZM229 201H230V199H229ZM241 201H242V199H241ZM249 201V200H248ZM29 202H30V205L28 206L27 204H29ZM60 202V201H59ZM218 202H219V200H218ZM239 201H237V203H238ZM245 202V201H244ZM61 203H63V201L61 202ZM65 203V202H64ZM70 203V202H69ZM68 203V204H69ZM73 203V202H72ZM216 202H214V204H215ZM226 203V202H225ZM236 203V204H237ZM247 203V202H246ZM54 204V203H53ZM60 204V203H59ZM66 204V203H65ZM197 204V205H198ZM210 204H212V202L210 201V203H207V205H209L210 206ZM217 204V203H216ZM240 204V203H239ZM250 204V203H249ZM252 204V203H251ZM75 205V204H74ZM160 205V206H159ZM206 205V206H207ZM49 206V205H48ZM63 206V205H62ZM67 206V205H66ZM202 206V205H201ZM201 206H199V207H201ZM204 206V205H203ZM214 206H216V205H214ZM225 206V205H224ZM235 206V205H234ZM58 207V206H57ZM56 207V208H57ZM189 207V206H188ZM198 207V206H197ZM213 207V206H212ZM211 207V208H212ZM228 207V206H227ZM232 207V206H231ZM244 207V206H243ZM246 207V206H245ZM54 209V210H57V209ZM59 208H62V207H59ZM67 208V207H66ZM195 208H196V206H195ZM205 208H207V207H205ZM230 208V207H229ZM237 208V207H236ZM250 208V207H249ZM50 209V208H49ZM68 209H70V208H68ZM190 209V208H189ZM215 209V208H214ZM240 209V208H239ZM46 210V209H45ZM138 210V209H137ZM199 210V209H198ZM208 210V209H207ZM235 210V209H234ZM255 210V209H254ZM260 210V209H259ZM258 210V211H259ZM47 211V210H46ZM45 211V212H46ZM49 212H50V210H48ZM58 211V210H57ZM55 212L54 214H55V216H56V214L58 213V212ZM257 211V210H256ZM9 212V214H7L8 216H6V213H8ZM61 212V211H60ZM126 212V211H125ZM150 212H151V215H150ZM188 212H190V210L188 211ZM226 212H228V211H226ZM231 212V211H230ZM230 212H228L229 214H230ZM252 212V211H251ZM106 212H104V214H105ZM177 213V212H176ZM181 213H182V211H181ZM234 213V212H233ZM245 213V212H244ZM257 213V212H256ZM262 213H264V211L262 212ZM46 214V213H45ZM44 214V215H45ZM59 214V213H58ZM60 214H62V213H60ZM59 214V215H60ZM103 214V213H102ZM138 214V213H137ZM136 214V216H138ZM209 214H210V211H209ZM226 214V213H225ZM1 215H3V216H1ZM65 215V217H66V214H64ZM122 215V214H121ZM176 215V214H175ZM228 215V214H227ZM43 216V215H42ZM41 215H40V217H42ZM47 216V215H46ZM54 216V218H56ZM61 216V215H60ZM102 216V215H101ZM128 216H130V215H128ZM189 218H188V217ZM246 216V215H245ZM6 217V218H5ZM44 217V216H43ZM43 217L42 218H40L41 220L43 219ZM113 217V216H112ZM167 217V218H166ZM187 217V218H186ZM229 217H230V215H229ZM233 217V216H232ZM1 218H2V220H1ZM46 218H48V217H46ZM58 218H59V216H58ZM57 218V219H58ZM260 218V217H259ZM37 219H39V217H37ZM53 219V218H52ZM220 219V220H219ZM44 220V219H43ZM63 220V219H62ZM65 220V219H64ZM39 221V220H38ZM37 221V222H38ZM53 221V220H52ZM55 221H56V219H55ZM180 221V220H179ZM39 222H41V221H39ZM43 222V221H42ZM54 222V221H53ZM63 222V221H62ZM79 222H81V223H84L85 225H87L88 227L87 228H89L90 226L89 225H91V227L89 228V229H81L80 230V226H78L79 228V230H77V224L79 223ZM242 222V221H241ZM246 222V221H245ZM32 224V226L30 225V224ZM44 223V222H43ZM46 223L48 224V222L46 221ZM65 223V222H64ZM172 223V222H171ZM261 223V222H260ZM176 224V223H175ZM174 224V225H175ZM181 224H183V225H181ZM239 224V223H238ZM242 224V223H241ZM240 224V225H241ZM253 224V223H252ZM50 225H51V223H50ZM56 225V224H55ZM58 225V224H57ZM63 226H64V224H62ZM61 225V226H62ZM83 225V224H82ZM174 225H172L173 227H174ZM179 225L178 226H176L175 228H177V230H179L180 228H179ZM237 225V224H236ZM235 225V226H236ZM245 224H243L242 226H244ZM224 226V225H223ZM239 225H237V227H238ZM242 226H239L240 228L242 227ZM21 227V226H20ZM22 227V228H23ZM226 227V226H225ZM234 227V226H233ZM49 228V227H48ZM52 228H54L53 226H52ZM57 228V227H56ZM171 228V227H170ZM216 228V229H215ZM249 228V227H248ZM105 229V228H104ZM173 229V228H172ZM224 229V228H223ZM237 229V228H236ZM235 229V230H236ZM252 229V228H251ZM258 229V228H257ZM45 230H46V227H45ZM49 230V229H48ZM48 230L46 231L47 233H48ZM59 230V229H58ZM107 230V229H106ZM177 230H175V232H177ZM234 230V231H235ZM238 230V229H237ZM244 230H245V227H244ZM259 230V229H258ZM60 231V230H59ZM58 231V232H59ZM174 230H172V232H173ZM240 231H242V230H240ZM256 231V230H255ZM264 231V230H263ZM0 232V233H1ZM17 232H19V231H17ZM21 232V231H20ZM40 232H44V230L43 231H40ZM45 232V233H46ZM169 232V231H168ZM222 232V231H221ZM220 232V233H221ZM141 233H143L144 234V242H146L147 240L149 241V239L150 238H152V237H155L156 238V236H159V239L158 240H161L159 243H158V245L154 248V249H152L151 251H149V252H144L143 253V251L141 250L142 249V246H141V248L140 249H138V250H140L141 251V253H137L136 255H137V259L135 260V261H133V262H130V261H127L124 257H123V254L124 255H126L128 252H130V251H132V250H134V248H133V245H132V240L134 239V237L136 236L137 237V234H141ZM161 233V234H162ZM219 233V232H218ZM233 233V232H232ZM237 233V232H236ZM259 233V232H258ZM2 234V233H1ZM0 234V235H1ZM17 234V233H16ZM21 234V235H22ZM52 234V233H51ZM118 234V233H117ZM142 234V235H143ZM168 234V233H167ZM177 235H178V232L176 233ZM204 234H205V236H204ZM235 234V233H234ZM238 234V233H237ZM241 234V233H240ZM239 234V235H240ZM252 234V233H251ZM250 234V235H251ZM22 235V236H23ZM59 235V234H58ZM141 235V236H142ZM174 235H175V233H174ZM245 235V234H244ZM28 236V237H29ZM36 236V235H35ZM35 236H33V237H35ZM41 236V235H40ZM45 236H46V234H45ZM49 236V235H48ZM51 236V235H50ZM49 236V237H50ZM103 236V237H104ZM106 236V237H107ZM168 236V235H167ZM219 236V235H218ZM55 237H56V235H55ZM112 237V236H111ZM174 237H176V236H174ZM173 237V238H174ZM180 237H184V236H180ZM186 237V236H185ZM184 237V238H185ZM32 238V237H31ZM48 238V237H47ZM56 238H58V237H56ZM98 238H100V237H98ZM108 238H107V240H108ZM161 238V239H160ZM226 238V239H225ZM260 238V237H259ZM262 238V237H261ZM49 239V242H50V238H48ZM54 238H52V240H53ZM58 239V240H59ZM141 239V238H140ZM157 239V238H156ZM240 239V238H239ZM249 239H251V238H249ZM253 239V238H252ZM95 240H97V239H95ZM142 240V239H141ZM158 240H156L157 242H158ZM185 240V239H184ZM237 240H238V237H237ZM241 240V239H240ZM18 241V240H17ZM21 241V240H20ZM39 241H40V239H39ZM42 241V240H41ZM103 242H105L104 241V239L102 240ZM135 241V240H134ZM142 241V242H143ZM186 241V240H185ZM256 241V240H255ZM29 242H31V241H29ZM46 242V241H45ZM44 242V243H45ZM48 242V243H49ZM54 242H55V240H54ZM98 242V241H97ZM227 242H228V240H227ZM247 242V241H246ZM257 242V241H256ZM17 243V242H16ZM28 243V242H27ZM33 243V242H32ZM47 243V242H46ZM100 243V242H99ZM232 243V242H231ZM230 243V244H231ZM248 243V242H247ZM25 244V243H24ZM40 244H41V242H40ZM151 244V243H150ZM222 244H224V245H222ZM233 244V243H232ZM246 244V243H245ZM264 244V243H263ZM23 245V244H22ZM27 245V244H26ZM30 245V244H29ZM39 244H38V242H37V244H34V246L33 247H29V248H26V247H28V245L25 247V248H20V250H19V252H17L15 255H13L12 256V258L9 260V261H5V262H2L1 264H11V262H13V261H15L16 263H21V264H26V263H28L30 260H31V258H33L34 257V255H36L37 253L39 254V252H41L43 249H42V247L41 246H38ZM48 245V244H47ZM100 245V244H99ZM102 245V244H101ZM136 245V244H135ZM140 245V244H139ZM143 245V244H142ZM155 245V244H154ZM253 245V244H252ZM103 246V245H102ZM105 246V245H104ZM104 246H103V248H104ZM138 246V245H137ZM250 246V245H249ZM261 246V245H260ZM16 247H17V244H16ZM48 247V246H47ZM47 247H45L46 249H47ZM50 247V246H49ZM52 247V246H51ZM107 246H105V248H106ZM145 247V246H144ZM259 247V246H258ZM262 247H264L263 245H262ZM102 248V247H101ZM186 248H188L189 250H190V252L188 253V254H185L184 253V251L186 250ZM197 248H199L198 250H197ZM244 248V247H243ZM246 248V247H245ZM248 248V247H247ZM46 249H44L43 251H44V254L46 253L45 252V250ZM48 249H50V248H48ZM74 249H76L77 251L76 252H78L74 257H69L68 256V258H66L67 257V253L70 251V252H72V251H74ZM106 250V249H105ZM137 250V249H136ZM260 250V249H259ZM43 251H42V253H43ZM104 251V250H103ZM102 251V252H103ZM255 251V250H254ZM253 251V252H254ZM41 253V254H42ZM101 253V252H100ZM247 253V252H246ZM250 253V252H249ZM261 253V252H260ZM41 254H40V256H41ZM90 254H94V250L92 249V253H90ZM245 254V253H244ZM10 255V256H11ZM43 255V254H42ZM96 254H94V256H95ZM45 256V255H44ZM44 256H43V258H44ZM49 256V255H48ZM66 256V257H65ZM106 256H104V258L106 257ZM134 256V255H133ZM245 256V255H244ZM249 256V255H248ZM247 256V257H248ZM264 256V255H263ZM63 257V258H62ZM98 258L99 257H101V256H97ZM1 258H3V257H1ZM6 258V257H5ZM38 258H39V256H38ZM97 258V259H98ZM102 258V257H101ZM7 259H8V257H7ZM24 259V260H23ZM36 259V258H35ZM106 259V258H105ZM42 260V259H41ZM92 260V259H91ZM90 260V261H91ZM93 260H96L95 258H93ZM163 260H165V262L163 261ZM213 260V259H212ZM32 261H34L35 262V260H32ZM90 261H88V262H90ZM106 261V260H105ZM45 262H46V260H45ZM92 262V261H91ZM98 262V261H97ZM96 262V263H97ZM219 262V261H218ZM18 263V264H19ZM99 263V262H98ZM106 263V262H105ZM216 263V262H215ZM29 264V263H28ZM34 264V263H33ZM91 264V263H90ZM246 264H247V262H246Z\"/></svg>", "mask_w": 264, "mask_h": 264}]
</instances>
